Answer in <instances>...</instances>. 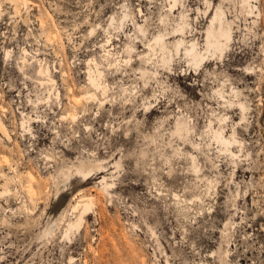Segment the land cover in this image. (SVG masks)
Wrapping results in <instances>:
<instances>
[{
	"label": "rangeland",
	"instance_id": "1",
	"mask_svg": "<svg viewBox=\"0 0 264 264\" xmlns=\"http://www.w3.org/2000/svg\"><path fill=\"white\" fill-rule=\"evenodd\" d=\"M0 264H264V0H0Z\"/></svg>",
	"mask_w": 264,
	"mask_h": 264
},
{
	"label": "bare ground",
	"instance_id": "2",
	"mask_svg": "<svg viewBox=\"0 0 264 264\" xmlns=\"http://www.w3.org/2000/svg\"><path fill=\"white\" fill-rule=\"evenodd\" d=\"M26 1V0H25ZM219 36L220 38H224V39H219L218 40V43H217V50H220V51H224L226 49H228L230 47V40L232 39V31L230 29H225L223 27H220V32H219ZM159 39V36L157 37ZM159 41V40H158ZM157 42V40H155V43ZM182 43H184V40L182 41ZM182 43L179 44L177 50H179L180 46L182 45ZM154 48V47H153ZM187 51H188V54H190L194 60L199 63L200 61H202L204 58H206V56L203 55V53H201L199 50H198V47H196V45H193L192 47L190 48H186ZM170 52V51H169ZM171 57V56H170ZM169 60V59H168ZM92 80V79H91ZM96 79H94L93 81H95ZM96 84V83H95ZM92 95V94H91ZM90 95V96H91ZM74 100L77 99V101L79 100L78 97H75L74 95ZM76 98V99H75ZM79 103V102H78ZM178 129L180 131L184 130L185 127L184 126H178ZM219 136V139L225 143V144H228L229 143V140L226 139L221 133L218 135ZM232 143V142H231ZM230 145V144H229ZM229 150V148H228ZM6 159V158H5ZM88 169H84V167H79L78 168V172L82 173L83 176H88V174L94 169L92 166H88L87 167ZM64 176H67V173H63ZM68 179V178H66ZM104 182L106 183V179L104 178ZM105 186H109L108 182L105 184ZM30 188V187H29ZM63 189V188H62ZM30 190V189H29ZM35 193V192H34ZM33 193V194H34ZM90 197V196H88ZM92 205V200L91 198H83L81 200H79V202L77 203V205L75 206L76 208L80 206V208L82 207V211H81V214H80V217L79 219L77 220V222L75 224H70V228H73L74 226L75 227H78L81 220H82V215L84 213H86L90 207Z\"/></svg>",
	"mask_w": 264,
	"mask_h": 264
},
{
	"label": "water",
	"instance_id": "3",
	"mask_svg": "<svg viewBox=\"0 0 264 264\" xmlns=\"http://www.w3.org/2000/svg\"><path fill=\"white\" fill-rule=\"evenodd\" d=\"M65 199H66V196L64 194H60V196H58L59 206L60 204L64 203Z\"/></svg>",
	"mask_w": 264,
	"mask_h": 264
}]
</instances>
